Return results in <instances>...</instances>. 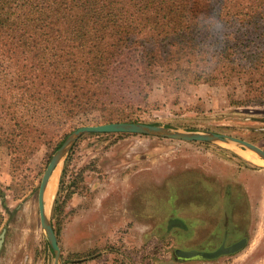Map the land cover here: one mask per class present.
Returning a JSON list of instances; mask_svg holds the SVG:
<instances>
[{"label": "rangeland", "instance_id": "374dc122", "mask_svg": "<svg viewBox=\"0 0 264 264\" xmlns=\"http://www.w3.org/2000/svg\"><path fill=\"white\" fill-rule=\"evenodd\" d=\"M140 50L120 62L138 66ZM151 81L148 99L137 101L136 122L218 131L264 149V99L248 100L244 79L185 87L161 77ZM5 89L0 81V91ZM94 118L81 114L60 123L58 134ZM54 152L43 144L14 178L0 135V264H55L38 200ZM54 171L57 184L47 213L65 264H264V160L246 145L89 132ZM226 228V245L244 235L239 231L247 236L239 251L213 259L176 255L177 248L215 250Z\"/></svg>", "mask_w": 264, "mask_h": 264}, {"label": "trees", "instance_id": "16d2710c", "mask_svg": "<svg viewBox=\"0 0 264 264\" xmlns=\"http://www.w3.org/2000/svg\"><path fill=\"white\" fill-rule=\"evenodd\" d=\"M139 47L138 66L120 62ZM157 77L241 78L248 100L264 99V0H0V135L14 178L43 144H62L60 123L140 121Z\"/></svg>", "mask_w": 264, "mask_h": 264}, {"label": "water", "instance_id": "95a60500", "mask_svg": "<svg viewBox=\"0 0 264 264\" xmlns=\"http://www.w3.org/2000/svg\"><path fill=\"white\" fill-rule=\"evenodd\" d=\"M89 132H137L155 135L159 137L181 139L188 141H234L243 145H246L255 150L262 158H264V149L244 138H240L234 135L213 131H196V130H183L177 128H171L160 124H153L147 122L136 121H110L103 123L83 124L71 131L63 143L55 150L53 156L42 176L39 186V212L43 229L46 231L49 243L55 253V264H65L62 249L59 244L57 233L54 225L50 222L47 206L45 201V192L47 183L53 174L56 167L64 158L65 154L73 147L77 140ZM5 230L1 236H4ZM248 241L247 237H243L240 240L226 245L223 243L215 250H202L198 248L193 249H176V255L181 259H193V258H205L213 259L223 254L235 253L242 249ZM1 246V243H0Z\"/></svg>", "mask_w": 264, "mask_h": 264}, {"label": "bare ground", "instance_id": "6f19581e", "mask_svg": "<svg viewBox=\"0 0 264 264\" xmlns=\"http://www.w3.org/2000/svg\"><path fill=\"white\" fill-rule=\"evenodd\" d=\"M263 160H264V158H263ZM53 174L51 175V177L47 183V186H46L45 201H46L47 207H48V204L50 203V201L52 200V198L54 196V191H55L56 184H57L56 176H55V174L54 175Z\"/></svg>", "mask_w": 264, "mask_h": 264}, {"label": "flooded vegetation", "instance_id": "af4514ba", "mask_svg": "<svg viewBox=\"0 0 264 264\" xmlns=\"http://www.w3.org/2000/svg\"><path fill=\"white\" fill-rule=\"evenodd\" d=\"M239 233H243L244 235H242L239 239H241V238H243V237H247L246 235H245V233L244 232H240L239 231ZM230 229L229 228H226L224 231H223V237H222V241H221V243H220V246L225 242L226 244H227V239H228V237L230 236ZM239 239H237V240H239ZM236 240V241H237Z\"/></svg>", "mask_w": 264, "mask_h": 264}]
</instances>
